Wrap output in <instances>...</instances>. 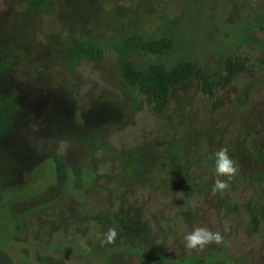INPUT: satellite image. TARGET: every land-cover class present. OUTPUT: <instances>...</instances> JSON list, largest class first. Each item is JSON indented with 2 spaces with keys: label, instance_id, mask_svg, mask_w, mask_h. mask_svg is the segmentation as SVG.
I'll return each mask as SVG.
<instances>
[{
  "label": "rangeland",
  "instance_id": "1",
  "mask_svg": "<svg viewBox=\"0 0 264 264\" xmlns=\"http://www.w3.org/2000/svg\"><path fill=\"white\" fill-rule=\"evenodd\" d=\"M24 1L0 0V57H11L0 93L13 91L19 109L0 141V264H120L116 247L101 244L97 215L109 209L124 218L116 242L145 228L177 258L189 251L184 236L206 226L224 243L184 264H236L241 253L264 264V0H55L49 16ZM159 40L163 52L141 49ZM83 43L96 61L80 59ZM227 56L244 63L228 88L205 100L183 83L160 118L120 78L123 57L140 72L184 60L217 76ZM222 147L239 173L220 193L212 189ZM248 200L261 219L250 252Z\"/></svg>",
  "mask_w": 264,
  "mask_h": 264
},
{
  "label": "trees",
  "instance_id": "2",
  "mask_svg": "<svg viewBox=\"0 0 264 264\" xmlns=\"http://www.w3.org/2000/svg\"><path fill=\"white\" fill-rule=\"evenodd\" d=\"M55 0H25L23 8L25 11L33 13H42L45 16H49L54 12ZM168 47V43L164 40L149 42L141 45V49L147 50L153 54H159ZM76 49L80 54V59L86 62H93L98 59L99 52L96 48L89 44H78ZM11 64V57L6 53H3L0 57V78L9 70ZM244 69V63L238 58L227 56L221 72L217 76H210L205 74L199 69L197 64L191 61H179L171 67H165L162 64H153L146 67L144 72L136 70L131 61L123 57L121 59L120 78L122 82L135 94L141 98L144 107L151 112V114L157 118H160L168 102L169 91L179 85L187 82H192L197 85L198 93L205 100H210L214 97L217 89L228 88L234 78ZM249 86H246L239 97L237 102L241 105L245 104L248 96ZM19 117V109L16 104V94L13 91H8L5 94L0 93V141L10 134L12 127ZM1 184V183H0ZM193 185L190 183L185 184L187 192L182 195V199L178 201V205L182 208L185 203L184 199H188L191 196ZM258 202L262 208L264 214V181H262L259 187ZM82 206V205H81ZM247 209L246 215L249 221V233L247 235L248 242L246 246L248 249L253 242V239L258 235L261 219L257 212L256 207L250 200L245 203ZM85 208V206H83ZM235 209L233 205V210ZM87 215V214H86ZM98 220L102 226H104L105 232L109 228H116L118 233L121 228L117 225L119 219H124L119 215H116L114 210L100 213ZM142 229V237L139 234H133L131 238L121 240L113 244L120 260L122 258H138L141 264H145L147 259L157 264H184L187 260L200 261L199 258L209 257V253L204 256L203 252L194 253L193 251H182L180 257L174 258L173 256L165 253L163 250H169L172 254L173 250L169 248V241L163 243H155L152 241V236ZM123 231V230H122ZM156 237V234H155ZM118 248L120 250H118ZM169 248V249H168ZM185 246L183 250H185ZM188 250V249H187ZM250 252V249L248 250ZM121 253V254H120ZM167 254V255H166ZM158 256L157 258L155 257ZM196 255V256H195ZM198 255H200L199 258ZM192 256V257H191ZM202 259V260H203ZM236 264H246V253H241L236 259ZM172 262V263H169ZM190 264V263H186ZM207 264V263H204Z\"/></svg>",
  "mask_w": 264,
  "mask_h": 264
},
{
  "label": "clouds",
  "instance_id": "3",
  "mask_svg": "<svg viewBox=\"0 0 264 264\" xmlns=\"http://www.w3.org/2000/svg\"><path fill=\"white\" fill-rule=\"evenodd\" d=\"M214 171L216 179L213 186V192L223 193L230 187V183L239 173L238 162L233 159L227 148H220L215 152ZM119 233L116 228H109L106 232L100 234L102 245L115 244ZM184 246L188 250L202 252L209 245H220L224 243V236L208 227H195L184 236ZM81 246L86 250L87 245L81 241Z\"/></svg>",
  "mask_w": 264,
  "mask_h": 264
}]
</instances>
